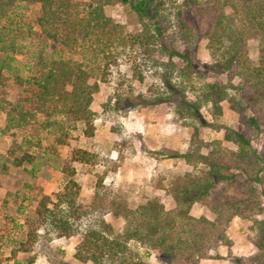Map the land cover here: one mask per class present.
Listing matches in <instances>:
<instances>
[{
  "label": "trees",
  "instance_id": "obj_1",
  "mask_svg": "<svg viewBox=\"0 0 264 264\" xmlns=\"http://www.w3.org/2000/svg\"><path fill=\"white\" fill-rule=\"evenodd\" d=\"M18 1L38 4L37 26L41 34L70 52L97 57L99 53L111 55L117 49H137L158 69V78L165 87L148 99V105L166 102L178 118L200 121L203 104L211 105L213 117L221 115L223 101L240 109L243 106L239 99L249 105H264V0H90L82 7L74 0H0V21ZM163 1H180L173 23L163 13ZM116 4H127L137 14L142 29L124 33L122 26L105 12V8ZM196 6L212 12L205 33L211 58L206 65H200L195 57L201 31L198 23L189 18ZM251 38L258 42L256 66L247 57L246 42ZM16 49L11 29L0 25V112L5 115L4 129L13 136L32 130L33 134L25 137L31 143L39 129L59 127L66 120L79 124L84 136H93L94 113L90 104L99 85L89 83L90 72L84 64L63 57L40 56L34 66L28 67V77L23 78L10 68L9 58ZM134 72L141 82L142 76ZM173 76L181 82L172 83ZM224 76L229 79L225 81ZM192 77L201 79L202 85L200 93L187 99L183 84H190ZM232 78H238L237 85L231 83ZM245 123L260 131L253 115H247ZM197 137L198 128L194 127L187 150L169 155L195 169L199 167L198 173L186 172L170 186L173 210H165L157 197L130 207L125 199L99 191L84 202L74 163L89 164L94 155L82 148L70 149L60 165L64 185L37 200L32 216L25 219L26 237L33 240L43 226L50 227L59 237L73 236L84 218L100 211L123 220V229L115 232L103 219L87 227L75 248L76 260L147 264L129 248V242L135 241L155 250L163 264H173L175 260L198 264L199 260L210 258L209 252L218 243L226 242L223 228L239 216L252 221L250 240L255 253L232 257L233 263L264 264V151L244 132L234 129L224 131V140L234 149L213 147ZM8 154L6 160L15 167L33 163L34 157L27 151L19 156L13 151ZM7 169L8 165L2 163L0 172ZM98 186L101 188V181ZM231 187L233 193L228 195ZM194 204L207 208L213 219L193 217L190 209Z\"/></svg>",
  "mask_w": 264,
  "mask_h": 264
},
{
  "label": "rangeland",
  "instance_id": "obj_2",
  "mask_svg": "<svg viewBox=\"0 0 264 264\" xmlns=\"http://www.w3.org/2000/svg\"><path fill=\"white\" fill-rule=\"evenodd\" d=\"M74 1L82 7L90 0ZM198 1L204 3L205 0ZM162 3L163 13L173 23L180 1ZM105 12L122 26L124 33L142 29L137 14L127 4L107 7ZM191 12L190 21L197 22L201 31L195 49L196 61L206 65L211 58L206 48L205 33L212 21V12L198 6ZM38 15V4L18 1L0 21V25L11 29L17 47L16 53L10 55L11 60L8 59L11 71L20 77H28V67L34 66L40 56L82 62L90 72L89 83L97 82L99 85L90 104L95 130L93 136L86 137L81 133L79 124L62 120L59 127L36 131L31 144L25 137L28 139L33 134L32 130L13 136L4 129L5 115L0 112V166L2 163L8 165L5 173L0 172V264H92L74 258L75 248L84 230L100 219L115 232L123 229V220L98 211L84 218L73 236L59 237L50 227L43 226L37 230L33 240L26 237L28 226L25 219L32 216L37 200L42 195H51L62 189L65 179L60 165L72 148H82L94 155L89 164L74 163L80 198L84 202H89L93 194L99 191L110 197L125 199L130 207L157 197L165 210L174 208L168 190L176 178L186 172H199V167L195 169L181 159L169 157L173 152L183 153L187 150L194 127L198 128L197 140L213 147L235 148L224 140V131L229 128L244 132L248 139L257 143L259 150L264 151L263 104L249 105L239 99V104L243 106L240 109V106L232 107L229 101H223L220 104L222 113L217 117L211 115L210 104H203L200 121L178 118L173 115L172 106L166 102L148 105V99L165 87L158 78V69L152 67L137 49H117L111 55L99 53L97 57L84 52H70L43 37L37 26ZM144 21L148 22L147 19ZM246 50L249 61L256 66L259 59L257 40L248 39ZM134 71L142 76L141 82L136 79ZM223 78L225 81L229 79L228 76ZM179 82L181 80L173 76L172 83ZM238 82V78H232L233 85ZM189 83L183 84L184 95L187 99H193L194 95L200 93L201 79L194 77ZM229 94L233 95V92L229 91ZM247 115L257 119L259 132L245 123ZM10 151L15 156L27 151L34 157L33 163L13 166L10 160H6ZM232 191L233 188H229L228 195ZM190 214L213 219L207 208L197 204L191 207ZM252 226L251 220L234 216L223 228L226 242L218 243L214 251L209 252L210 258L201 259L198 264H234L232 257L253 255L255 247L250 240ZM129 248L147 264H163L158 260L156 251L144 244L130 241ZM30 259L32 263H28ZM173 264L184 263L175 260Z\"/></svg>",
  "mask_w": 264,
  "mask_h": 264
}]
</instances>
